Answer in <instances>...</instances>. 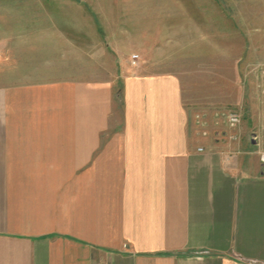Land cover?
<instances>
[{"label": "crops", "instance_id": "crops-1", "mask_svg": "<svg viewBox=\"0 0 264 264\" xmlns=\"http://www.w3.org/2000/svg\"><path fill=\"white\" fill-rule=\"evenodd\" d=\"M23 58L0 59V264H264V164L173 71Z\"/></svg>", "mask_w": 264, "mask_h": 264}, {"label": "rangeland", "instance_id": "rangeland-1", "mask_svg": "<svg viewBox=\"0 0 264 264\" xmlns=\"http://www.w3.org/2000/svg\"><path fill=\"white\" fill-rule=\"evenodd\" d=\"M24 51L45 69L140 54L190 89L201 132L264 148V0H0V59Z\"/></svg>", "mask_w": 264, "mask_h": 264}, {"label": "built area", "instance_id": "built-area-1", "mask_svg": "<svg viewBox=\"0 0 264 264\" xmlns=\"http://www.w3.org/2000/svg\"><path fill=\"white\" fill-rule=\"evenodd\" d=\"M139 59L138 55L133 56V64L136 65L137 60ZM240 116L237 114L231 115L230 117V126L233 128H236L239 124H240ZM202 150V149H200ZM260 159L261 162L264 164V148L263 150L260 152Z\"/></svg>", "mask_w": 264, "mask_h": 264}]
</instances>
